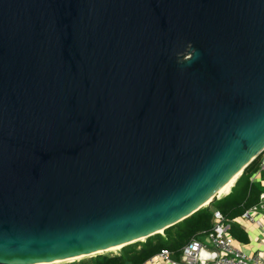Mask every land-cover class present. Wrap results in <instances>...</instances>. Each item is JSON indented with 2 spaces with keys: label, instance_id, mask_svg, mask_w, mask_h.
Here are the masks:
<instances>
[{
  "label": "water",
  "instance_id": "water-1",
  "mask_svg": "<svg viewBox=\"0 0 264 264\" xmlns=\"http://www.w3.org/2000/svg\"><path fill=\"white\" fill-rule=\"evenodd\" d=\"M263 150L264 0H0V264L163 234Z\"/></svg>",
  "mask_w": 264,
  "mask_h": 264
},
{
  "label": "trees",
  "instance_id": "trees-1",
  "mask_svg": "<svg viewBox=\"0 0 264 264\" xmlns=\"http://www.w3.org/2000/svg\"><path fill=\"white\" fill-rule=\"evenodd\" d=\"M260 160L258 156L245 168L227 196L166 229L163 234H156L145 241L127 245L121 248L118 255L96 254L97 256L88 260L67 264H144L163 250H168L171 256L177 258L191 239H201L211 230L215 210L221 212L229 221L233 237L237 241L246 242L248 240L246 232L234 220L257 205L264 193V173L261 182L251 180L259 169Z\"/></svg>",
  "mask_w": 264,
  "mask_h": 264
},
{
  "label": "built area",
  "instance_id": "built-area-1",
  "mask_svg": "<svg viewBox=\"0 0 264 264\" xmlns=\"http://www.w3.org/2000/svg\"><path fill=\"white\" fill-rule=\"evenodd\" d=\"M259 156V169L251 178L256 182H261L264 173V150ZM260 199L264 200V193ZM256 209L254 207L241 216L243 225L262 226L261 221L254 217ZM144 264H264V258L245 254L230 232L229 221L221 212L215 210L211 230L201 239H191L183 247L179 260H174L168 250H163Z\"/></svg>",
  "mask_w": 264,
  "mask_h": 264
},
{
  "label": "crops",
  "instance_id": "crops-1",
  "mask_svg": "<svg viewBox=\"0 0 264 264\" xmlns=\"http://www.w3.org/2000/svg\"><path fill=\"white\" fill-rule=\"evenodd\" d=\"M254 207H257V211L254 217L255 219L261 221L262 226L256 224H247L246 226L243 225V222L240 218L245 213L244 212L241 216L236 218L234 222L246 232L248 240L246 242L236 241L239 243L241 249L245 254L251 256L260 255L264 258V200L261 201L260 199L259 203L252 208ZM252 208L248 209L247 211L251 210ZM172 258L174 260H179L180 255L177 258L172 256Z\"/></svg>",
  "mask_w": 264,
  "mask_h": 264
},
{
  "label": "bare ground",
  "instance_id": "bare-ground-1",
  "mask_svg": "<svg viewBox=\"0 0 264 264\" xmlns=\"http://www.w3.org/2000/svg\"><path fill=\"white\" fill-rule=\"evenodd\" d=\"M237 181V176H234L233 178H231L227 183H225L212 197L211 199L206 203L207 206H209L211 204V202L213 200H219L223 197H225L227 194L230 193L232 187L234 186L235 182ZM122 247L121 246H116V247H112V248H109L107 250H104L102 252H99L97 254H101V253H104V252H110V251H116V250H119L121 249ZM90 256H93V255H90ZM79 258H82V257H76V258H70V259H65V260H61V261H58L56 262L57 263H61V262H66V261H69V260H74V259H79ZM52 264V263H51ZM55 264V263H54Z\"/></svg>",
  "mask_w": 264,
  "mask_h": 264
},
{
  "label": "rangeland",
  "instance_id": "rangeland-1",
  "mask_svg": "<svg viewBox=\"0 0 264 264\" xmlns=\"http://www.w3.org/2000/svg\"><path fill=\"white\" fill-rule=\"evenodd\" d=\"M120 250H116V251H113V252H104V253H101V255H118L120 253ZM98 255V254H97ZM97 255H93V256H86V257H82V258H79V259H74V260H69V261H66V262H61V263H57V264H67V263H72V262H80L82 260H88L92 257H95ZM100 255V254H99ZM56 264V263H55Z\"/></svg>",
  "mask_w": 264,
  "mask_h": 264
}]
</instances>
